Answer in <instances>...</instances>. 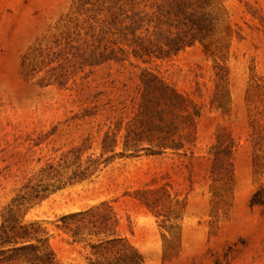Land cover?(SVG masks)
Segmentation results:
<instances>
[{
    "label": "rangeland",
    "instance_id": "rangeland-1",
    "mask_svg": "<svg viewBox=\"0 0 264 264\" xmlns=\"http://www.w3.org/2000/svg\"><path fill=\"white\" fill-rule=\"evenodd\" d=\"M143 73L184 149L120 156ZM0 264H264V0H0Z\"/></svg>",
    "mask_w": 264,
    "mask_h": 264
},
{
    "label": "trees",
    "instance_id": "trees-1",
    "mask_svg": "<svg viewBox=\"0 0 264 264\" xmlns=\"http://www.w3.org/2000/svg\"><path fill=\"white\" fill-rule=\"evenodd\" d=\"M141 85V100L137 107L136 123L122 137L123 151L120 156L126 153L140 155L144 150L156 154L167 149L175 151L184 149L191 134L190 124H194V116L199 115L198 107L191 104L182 93L165 84L157 75L143 73ZM189 106L193 107V110ZM172 128L178 129V137L171 133ZM155 129L160 130L161 134L153 133ZM101 144L102 154L112 153L105 160L108 163L117 155L116 133H106ZM23 231L26 234L27 228ZM25 241L26 237H22L21 242Z\"/></svg>",
    "mask_w": 264,
    "mask_h": 264
}]
</instances>
